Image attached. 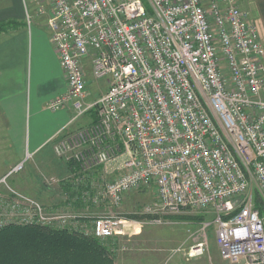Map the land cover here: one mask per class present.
<instances>
[{
    "label": "built area",
    "instance_id": "1",
    "mask_svg": "<svg viewBox=\"0 0 264 264\" xmlns=\"http://www.w3.org/2000/svg\"><path fill=\"white\" fill-rule=\"evenodd\" d=\"M33 3L65 79L48 107L71 102L69 123L95 113L52 138L67 169V207L89 213L56 211L6 189L0 228L33 223L115 240L143 222L212 210L220 257L264 264V218L251 189L253 182L264 201V45L239 0ZM30 18L26 9L28 26ZM88 73L107 86L87 103ZM21 168L16 163L0 183ZM138 191L154 194L142 221L117 211ZM201 252L198 244L189 256Z\"/></svg>",
    "mask_w": 264,
    "mask_h": 264
},
{
    "label": "rangeland",
    "instance_id": "2",
    "mask_svg": "<svg viewBox=\"0 0 264 264\" xmlns=\"http://www.w3.org/2000/svg\"><path fill=\"white\" fill-rule=\"evenodd\" d=\"M24 4L27 12L31 16V24L28 26L27 23L24 25L20 22V26H25L27 33L30 29L33 30L34 28H38L48 37V31L45 26L46 19L42 15L36 13V5H34L31 0H24ZM41 60L44 61L43 74L45 71L54 72V74L59 72L57 63L54 60H49V58L45 59V57H42ZM87 78L88 95L84 98V102L92 101L94 94L99 93L101 90L103 91L107 86L105 78L94 80L90 73H88ZM50 86L49 84L48 93L44 95L45 97L52 94ZM62 92H64V90H62ZM32 95H34V90H32ZM75 113L76 110L71 102H67L63 107L55 109L52 113H49V111L43 112L39 117L42 118L41 124L44 125V133H50L56 124L64 125ZM84 117L85 114L79 116L71 122L72 125L64 126V129L67 130L70 127L76 128L83 123L82 120ZM67 124L70 123L68 122ZM52 146L53 140H47L40 146V149L35 154L32 153L30 156H26L24 150L23 157H18L19 150L13 148V151L8 157H5V160L10 159L7 161L8 163H13L14 161L22 162V168L12 173L8 178L3 180L4 182L0 183V191L6 192V189H12L17 193L16 196L31 198L45 207H54L52 209L56 211L74 215L89 213L85 211L84 208H81L79 203L76 207H67L64 184L61 185V182H63L61 181L62 178L67 175V169L62 160L54 154ZM25 149L27 150L28 146H26ZM5 154H8V152H4V150L0 151V159H2V156ZM12 163H10L11 166H9L7 170L2 173L0 172V177L16 164V162L15 164ZM59 164H61V168L59 167V169H57ZM251 189L254 195L257 189L253 182H251ZM10 195H12V192H10ZM259 197L264 203L260 194ZM153 198L154 194L152 192L138 191L126 194L122 202L117 206V211L124 215H136L137 217L135 218L142 221L144 218L140 217V210L142 206L151 202ZM51 201L52 203H49ZM91 213L103 212L96 210ZM179 215H200L202 219L196 220L170 217L165 219L163 223H141V226L135 229V233H129L113 240V243L110 245L113 251H111L113 253V264L217 263V257L220 255L215 242L216 226L211 222L214 217V211L188 210ZM204 221H210L211 223L206 228H203ZM198 244H202V252L190 257V251L198 246ZM220 259L228 263L222 258Z\"/></svg>",
    "mask_w": 264,
    "mask_h": 264
},
{
    "label": "crops",
    "instance_id": "3",
    "mask_svg": "<svg viewBox=\"0 0 264 264\" xmlns=\"http://www.w3.org/2000/svg\"><path fill=\"white\" fill-rule=\"evenodd\" d=\"M31 2L33 3V0ZM239 4L256 23L260 40L264 45V0H239ZM25 12L24 0H0V22L6 20L17 22L11 29L0 32V151L8 152L0 159L1 173L11 166L12 162L8 163L10 159L5 160V157L11 154L13 148L19 150L18 157H23L26 146L30 154H35L40 146L45 141L52 140L61 128L72 125L67 124L69 119L64 125L56 124L50 133H44V125L41 124L42 118L39 115L45 111L49 113L54 111L48 107V102L63 93L65 79L48 37L38 28L30 29L27 33L26 27L20 26V22L26 25ZM42 57L54 60L59 72L54 74L45 71L43 74ZM49 84L52 94L45 97ZM101 92L102 90L94 94L93 100L89 102L96 100ZM93 118L92 111L86 112L83 123L76 128L70 127L67 131L85 126ZM15 162L18 163L14 161L12 164ZM59 165L57 169L61 168V164ZM219 257L218 262L212 264H228Z\"/></svg>",
    "mask_w": 264,
    "mask_h": 264
},
{
    "label": "trees",
    "instance_id": "4",
    "mask_svg": "<svg viewBox=\"0 0 264 264\" xmlns=\"http://www.w3.org/2000/svg\"><path fill=\"white\" fill-rule=\"evenodd\" d=\"M16 25L17 22L11 20L2 21L0 31ZM253 197L264 218V203L257 190ZM171 217L202 219L200 215ZM112 243L113 240L102 241L67 228L33 223L7 224L0 228V264H113Z\"/></svg>",
    "mask_w": 264,
    "mask_h": 264
}]
</instances>
